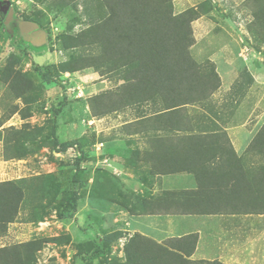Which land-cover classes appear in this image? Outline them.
<instances>
[{
	"label": "rangeland",
	"instance_id": "374dc122",
	"mask_svg": "<svg viewBox=\"0 0 264 264\" xmlns=\"http://www.w3.org/2000/svg\"><path fill=\"white\" fill-rule=\"evenodd\" d=\"M1 1L0 264H218L190 261L191 239L144 238L126 223L121 211H130L133 193L112 168L140 156L139 135L159 129L156 122L207 119L217 68L264 74V0H166L190 26L202 18L213 27L202 37L191 27L180 48L187 57L177 62L202 84L204 99L158 116L171 93L146 92L156 80L131 69L127 55L140 49L112 32L123 22L108 19V0ZM10 9V23L33 20L39 32L5 25ZM204 38L228 43L216 48L217 63ZM54 139L69 147L59 152ZM69 191L78 195L75 209L59 219Z\"/></svg>",
	"mask_w": 264,
	"mask_h": 264
},
{
	"label": "crops",
	"instance_id": "0c3cea01",
	"mask_svg": "<svg viewBox=\"0 0 264 264\" xmlns=\"http://www.w3.org/2000/svg\"><path fill=\"white\" fill-rule=\"evenodd\" d=\"M191 27L202 37L213 24L201 18ZM201 40L214 63L216 48L229 46ZM217 72L207 119L160 120L139 135L140 156L115 163L113 179L133 193L121 212L144 238L191 239L190 261L264 264V74Z\"/></svg>",
	"mask_w": 264,
	"mask_h": 264
},
{
	"label": "trees",
	"instance_id": "16d2710c",
	"mask_svg": "<svg viewBox=\"0 0 264 264\" xmlns=\"http://www.w3.org/2000/svg\"><path fill=\"white\" fill-rule=\"evenodd\" d=\"M108 1L111 4L108 8V19L117 18L123 22L122 26L114 25L111 28L112 32L120 39L129 42L132 49L135 47L136 51L140 49L139 52L132 51L127 55L132 59L131 69L143 74L142 81L146 82L153 78L156 80V86L151 88L150 85V90L147 89L146 92L153 96L162 93L160 99L164 98L165 90H169L168 94L171 93L170 96L165 97V101L169 104H163L169 107L164 108L162 112H157L156 116L177 111L181 106L203 100L204 90L199 89L202 84L195 82L191 74H187V66L184 69L181 68L180 71L177 67V62H183L187 57V54L183 53L180 48L187 42L192 20L187 22L183 13L174 15L166 0H160L159 6L157 0H155L156 4L152 0ZM10 27H17V22L13 20ZM138 40L145 41L148 49L140 45ZM144 56L145 58H142ZM193 96L198 97L193 98ZM53 144L59 152H64L69 147L67 143L58 144L55 139ZM17 193L15 206H19L22 200L21 189H18ZM76 195L69 191L63 196L60 210L57 211L59 219L64 217V213L74 211L78 196ZM190 252L191 250L188 252V257Z\"/></svg>",
	"mask_w": 264,
	"mask_h": 264
},
{
	"label": "water",
	"instance_id": "95a60500",
	"mask_svg": "<svg viewBox=\"0 0 264 264\" xmlns=\"http://www.w3.org/2000/svg\"><path fill=\"white\" fill-rule=\"evenodd\" d=\"M13 18V10H8L4 24L8 25ZM18 30L21 35H29L31 33L37 34L39 32V26L33 21H19L17 22Z\"/></svg>",
	"mask_w": 264,
	"mask_h": 264
}]
</instances>
